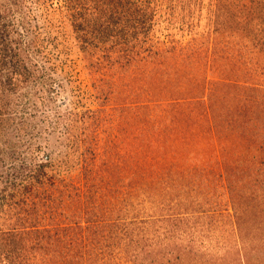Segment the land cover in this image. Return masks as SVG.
Masks as SVG:
<instances>
[{
    "label": "trees",
    "instance_id": "obj_1",
    "mask_svg": "<svg viewBox=\"0 0 264 264\" xmlns=\"http://www.w3.org/2000/svg\"><path fill=\"white\" fill-rule=\"evenodd\" d=\"M0 264H264V0H0Z\"/></svg>",
    "mask_w": 264,
    "mask_h": 264
},
{
    "label": "rangeland",
    "instance_id": "obj_2",
    "mask_svg": "<svg viewBox=\"0 0 264 264\" xmlns=\"http://www.w3.org/2000/svg\"><path fill=\"white\" fill-rule=\"evenodd\" d=\"M63 36H64L63 37L64 40H66V42L68 43V45L71 48V51H72V56L71 57L75 58L76 54H77V48H76V45H75L76 42H75V39H74V35H73V32H72V29L69 26V24H66L64 26ZM68 71H70L71 72L70 74L73 76V78L75 80H77L76 83L80 82V83L86 84V81H84V79H85L84 71L81 69V67H77V68H74V69L68 68Z\"/></svg>",
    "mask_w": 264,
    "mask_h": 264
}]
</instances>
